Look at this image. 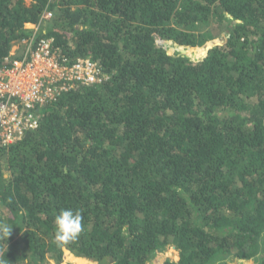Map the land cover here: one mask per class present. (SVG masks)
I'll list each match as a JSON object with an SVG mask.
<instances>
[{
    "label": "trees",
    "instance_id": "trees-1",
    "mask_svg": "<svg viewBox=\"0 0 264 264\" xmlns=\"http://www.w3.org/2000/svg\"><path fill=\"white\" fill-rule=\"evenodd\" d=\"M42 37L106 77L0 140V264H264V0H0V59Z\"/></svg>",
    "mask_w": 264,
    "mask_h": 264
},
{
    "label": "built area",
    "instance_id": "built-area-1",
    "mask_svg": "<svg viewBox=\"0 0 264 264\" xmlns=\"http://www.w3.org/2000/svg\"><path fill=\"white\" fill-rule=\"evenodd\" d=\"M50 15L47 11L43 16ZM12 54L0 59V140L3 143H10L26 130L37 127L36 108L75 84L91 85L106 77L99 63L90 57L71 63L60 58L52 48L50 37H42L26 57L13 58Z\"/></svg>",
    "mask_w": 264,
    "mask_h": 264
},
{
    "label": "clouds",
    "instance_id": "clouds-1",
    "mask_svg": "<svg viewBox=\"0 0 264 264\" xmlns=\"http://www.w3.org/2000/svg\"><path fill=\"white\" fill-rule=\"evenodd\" d=\"M82 214L78 210L63 209L55 216V240L68 244L76 240L82 232ZM12 227L0 225V231L10 235Z\"/></svg>",
    "mask_w": 264,
    "mask_h": 264
},
{
    "label": "rangeland",
    "instance_id": "rangeland-1",
    "mask_svg": "<svg viewBox=\"0 0 264 264\" xmlns=\"http://www.w3.org/2000/svg\"><path fill=\"white\" fill-rule=\"evenodd\" d=\"M220 34V33H219ZM221 35H222V33H221ZM16 47H14L13 49H14V51L16 52V53H18L19 51H18V49H19V46H17V45H15ZM13 51V52H14ZM163 254L165 255V257H168V258H170V259H172V260H177L178 259V251H177V249L175 248V246L174 245H169V246H167L164 250H163ZM71 256H74V257H76V258H81V259H87V260H89L90 262H92V264H107L109 261L108 260H106V261H104L103 263H101V262H98V261H94V260H91V259H89V258H86V257H82V256H75V255H70V254H67L66 256H65V258H64V260L62 261V263L61 264H76V261L71 257ZM54 262V261H53ZM53 262H51L50 264H53Z\"/></svg>",
    "mask_w": 264,
    "mask_h": 264
},
{
    "label": "crops",
    "instance_id": "crops-1",
    "mask_svg": "<svg viewBox=\"0 0 264 264\" xmlns=\"http://www.w3.org/2000/svg\"><path fill=\"white\" fill-rule=\"evenodd\" d=\"M28 26H29V24H28ZM70 254V253H69ZM70 255H72V254H70Z\"/></svg>",
    "mask_w": 264,
    "mask_h": 264
}]
</instances>
